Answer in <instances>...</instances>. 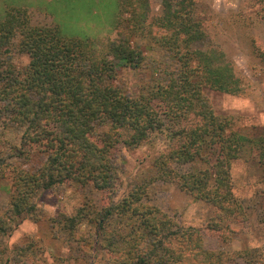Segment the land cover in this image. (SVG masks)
Returning a JSON list of instances; mask_svg holds the SVG:
<instances>
[{
	"label": "trees",
	"instance_id": "1",
	"mask_svg": "<svg viewBox=\"0 0 264 264\" xmlns=\"http://www.w3.org/2000/svg\"><path fill=\"white\" fill-rule=\"evenodd\" d=\"M195 7V0H163L161 12L150 15L151 0H118L109 24L118 33L109 40L89 25L83 31L95 37L69 36L58 21L34 24L27 7L6 8L0 16V183L7 181L10 200L0 209V264H48L32 237L15 247L9 238L23 221L42 220L45 192L72 185L88 189L84 199L51 224L86 262L264 264V248L205 244L206 232L230 239L235 226L249 221L232 166L246 154L264 165V127L248 135L233 116L215 111L207 89L242 95L245 88L222 49L197 46L207 32ZM136 34L169 51L178 68L160 70L162 80L152 89L128 94L116 80L124 67L138 69L146 59L133 42ZM19 55L28 63L16 62ZM158 138L163 145L154 174L119 196L115 151L154 146ZM37 155L43 161L34 168L12 161ZM157 182L210 204L209 222H179L153 200L149 189ZM67 260L59 256L56 264Z\"/></svg>",
	"mask_w": 264,
	"mask_h": 264
},
{
	"label": "rangeland",
	"instance_id": "2",
	"mask_svg": "<svg viewBox=\"0 0 264 264\" xmlns=\"http://www.w3.org/2000/svg\"><path fill=\"white\" fill-rule=\"evenodd\" d=\"M118 0H0V16L6 8L27 7L34 24L58 21L63 32L69 36H90L83 30L87 25L94 27L98 37L109 40L117 37L118 31L114 24ZM163 0H151L150 15L160 13ZM195 14L205 25L207 37L198 42L203 49L220 48L234 64L242 79L245 92L242 95H232L207 89L215 111L219 115H231L236 128L252 135L264 127V3L259 0H195ZM89 22V23H88ZM95 22V23H92ZM85 25V26H83ZM134 44L140 46L146 59L138 69L124 67L116 80L128 94L150 90L162 80L160 70L174 71L178 68L176 58L167 50L158 47L152 40L136 34ZM16 62L27 64L29 58L25 55L15 57ZM176 73V70L173 72ZM107 130V129H105ZM161 138V137H159ZM157 139L154 146L147 144L137 148H127L120 145L115 151L116 161L122 172V183L119 196L124 194L134 184L154 174L153 160L158 156L163 145V139ZM4 152L7 153L6 148ZM14 163L22 162L29 168L40 165L42 155L33 159L22 160L12 158ZM202 168L204 165L197 163ZM189 165L186 166L188 170ZM235 194L244 201L247 207L249 221L246 226H235L236 232L230 239L216 232L205 233V244L210 249H245L264 248V165L243 155L232 166ZM0 183V209L5 208L10 200L6 184ZM74 186L55 188L45 192L40 201L43 213L41 221L35 223L23 221L9 238L12 247L21 245L31 237L36 247L42 251V258L48 264H56L59 256L67 257V264H95L79 258L75 250L65 244L66 236L57 227L52 226L51 218L60 212L74 213L84 199L86 191ZM155 202L168 213L176 216L183 224L203 227L213 215V207L204 201L194 200L178 187L157 182L150 189ZM6 192V193H4ZM100 204L101 196L92 193ZM88 229V227H85ZM91 242V241H90Z\"/></svg>",
	"mask_w": 264,
	"mask_h": 264
},
{
	"label": "crops",
	"instance_id": "3",
	"mask_svg": "<svg viewBox=\"0 0 264 264\" xmlns=\"http://www.w3.org/2000/svg\"><path fill=\"white\" fill-rule=\"evenodd\" d=\"M4 193H6V192H4Z\"/></svg>",
	"mask_w": 264,
	"mask_h": 264
}]
</instances>
